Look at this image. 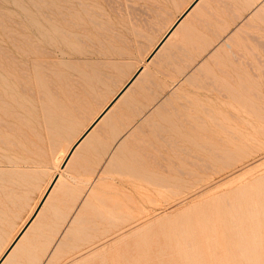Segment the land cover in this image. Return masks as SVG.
<instances>
[{
    "label": "rangeland",
    "instance_id": "374dc122",
    "mask_svg": "<svg viewBox=\"0 0 264 264\" xmlns=\"http://www.w3.org/2000/svg\"><path fill=\"white\" fill-rule=\"evenodd\" d=\"M64 1L83 10L61 40L60 0H0V46L26 53V36L58 60V86L25 91L1 130L0 257L61 172L6 264H264V0L201 1L150 64L193 0Z\"/></svg>",
    "mask_w": 264,
    "mask_h": 264
},
{
    "label": "bare ground",
    "instance_id": "6f19581e",
    "mask_svg": "<svg viewBox=\"0 0 264 264\" xmlns=\"http://www.w3.org/2000/svg\"><path fill=\"white\" fill-rule=\"evenodd\" d=\"M63 1V0H62ZM62 1L60 0V4L58 7V15H60L59 18H61V20H58V37L62 39H67V38H71L73 37L77 28V22L76 20L78 19L77 14L81 11H79L77 13L76 11V7H74L73 5H75V3L73 5H71L68 1V4L66 3V1H64L65 4H62ZM71 1V0H70ZM74 1V0H73ZM72 1V2H73ZM79 0L75 1L78 2ZM84 1V0H83ZM203 0H193V2L191 4H189L188 8L186 10H184V12H182V14L180 15V17L173 23V25L169 28L168 31H166L165 35H163L162 39L158 41V44L154 46V49L152 50V52L150 53V55L156 51L158 45L160 46L158 48V50L155 52V54L152 56V58L148 61L146 59L145 62L149 63L154 59V57H156V55L161 52V49H163V47H165V44L168 42V40L174 35L175 32H177V29H180L179 27H182V23H184V21L186 20L187 17H189L190 13L196 9L197 6H199L200 2ZM80 2V1H79ZM90 2V1H89ZM86 2L84 1L85 4ZM203 3V2H202ZM201 3V5H202ZM78 4V3H77ZM88 4V3H87ZM85 4V5H87ZM80 5V4H79ZM78 5V7H79ZM90 6V5H88ZM83 7V6H82ZM81 8V7H80ZM198 8V7H197ZM85 9V8H84ZM78 10V9H77ZM88 10H86L87 12ZM196 11V10H195ZM85 12V13H86ZM87 14V13H86ZM194 14V13H193ZM192 14V16H193ZM90 15V14H89ZM81 16V15H80ZM83 16V15H82ZM68 17V19L66 18ZM191 17V16H190ZM58 18V19H59ZM81 18V17H79ZM85 19V16H84ZM89 19V18H87ZM80 20V19H79ZM83 20V19H82ZM81 21V20H80ZM90 21V20H89ZM83 23V22H82ZM84 25V24H81ZM19 27V26H18ZM15 28V27H14ZM43 30V29H42ZM56 32V31H55ZM81 32V31H80ZM24 33V32H23ZM28 33V32H27ZM10 34V33H9ZM16 35V33H14ZM31 34V33H30ZM83 34V33H82ZM18 35V33H17ZM38 35V34H37ZM3 36V35H2ZM8 36V35H7ZM14 36V35H13ZM12 36V37H13ZM19 36V35H18ZM80 36V35H79ZM9 37V36H8ZM165 38V40H163ZM10 39V38H9ZM23 40L26 39V47L28 48V51L26 53H20L16 56H13L15 54H10L9 48L14 47V43L12 44L11 42L8 41L7 46H0V135H1V130L4 129V126H6V124L9 122L10 123V119H12L15 115V113L19 112L18 110L22 107V99L25 100L26 99L22 98L24 97L25 94H29V92L24 93L25 91L30 90L31 87H35V86H43L45 85V87L49 84L50 85H57L58 84V60L54 59V57L52 56L53 53L51 52L52 50H47V49H43L41 47L36 46L34 43H31L27 41L26 36H22ZM13 40V39H12ZM35 40V39H34ZM4 40H2L3 42ZM163 41V42H162ZM13 42V41H12ZM16 42H18V40H16ZM20 42V41H19ZM4 43V42H3ZM161 43V44H160ZM6 44V43H4ZM24 44V43H22ZM16 46V45H15ZM20 47V46H19ZM15 49V48H14ZM13 50V48H12ZM24 50V49H22ZM16 51V50H15ZM148 55V57L150 56ZM57 56V55H56ZM141 72L137 75V77L133 80V82L129 85V83L132 81V78L134 77L135 74L138 73V71ZM145 70V66L141 65L140 67L137 68V70L135 71V73L130 77V79L126 82V84L119 90V92L110 100V102L103 108V110L95 117V119L89 124V126L77 137V139L68 147L67 150H65L63 153V155H61L60 157L62 158L61 160H59V164H58V169H60V171H64L67 167H69L70 162L72 161V159L75 157L77 151L79 149H81L84 145L87 144L88 140L90 136L92 135V133L94 132L95 129H98L97 127H99L101 121H103V119L107 116V114L111 111L112 112V108L118 103V101H121V99L123 98V96L129 91V89L132 87V85L134 86L135 82L139 79V77L142 75V73H144ZM47 84V85H46ZM54 85V86H55ZM129 85V86H128ZM58 86V85H57ZM38 87V90L41 89ZM44 87V88H45ZM49 89V87H46ZM56 88V87H55ZM54 88V89H55ZM35 89V88H34ZM126 89V90H125ZM125 90V91H124ZM56 91V90H55ZM124 91V92H123ZM36 92V91H35ZM34 92V95H35ZM43 92V90H42ZM51 92V91H50ZM123 92V93H122ZM122 93V94H121ZM45 94V93H44ZM52 94V93H50ZM121 94V95H120ZM128 94V93H127ZM48 95V94H47ZM46 96V95H44ZM51 97H53V95H50ZM26 97V96H25ZM37 98V97H36ZM46 98V97H45ZM48 98V96H47ZM54 98V97H53ZM28 99V98H27ZM41 99V98H40ZM124 99V98H123ZM29 100V99H28ZM27 100V101H28ZM30 100H32V98L30 97ZM29 100V101H30ZM43 100V99H42ZM41 100V101H42ZM54 100V99H53ZM41 101L39 103H41ZM47 101V100H46ZM50 101V99H49ZM24 102V101H23ZM24 102V106L25 105ZM33 102H35L33 100ZM37 102V101H36ZM32 103V104H28L32 105L33 104H37V103ZM43 102V101H42ZM55 102V101H53ZM57 102V103H56ZM55 104H59V102L56 100ZM29 103V102H28ZM44 103V102H43ZM27 104V103H26ZM42 104V103H41ZM41 104L39 106H41ZM54 104V103H51ZM46 105V104H42L41 108ZM27 106V107H28ZM60 106V105H59ZM111 106V107H110ZM35 108V105L33 106ZM46 107L47 111L52 110L48 109L47 106ZM56 107V106H55ZM61 107V106H60ZM110 107V108H109ZM29 108V107H28ZM25 108V109H28ZM31 108V107H30ZM34 108H31V110H33ZM40 108V107H39ZM57 108V107H56ZM109 108V109H108ZM37 109V108H36ZM44 108H42L43 110ZM45 109V110H46ZM60 109V108H57ZM108 109V110H107ZM41 110V109H40ZM41 110V111H42ZM17 111V112H16ZM21 111V109H20ZM36 111V110H34ZM59 111V110H57ZM30 112V111H29ZM37 112V111H36ZM43 112V111H42ZM52 112H55L52 111ZM20 113V112H19ZM26 115V112H24ZM44 113V112H43ZM18 114V113H17ZM33 114V115H32ZM46 116V113H44ZM48 114V113H47ZM52 114V113H51ZM50 114V115H51ZM30 115V114H29ZM28 115V116H29ZM32 116H35L34 113H31ZM37 115V114H36ZM41 115V114H40ZM37 115V116H40ZM49 115V114H48ZM49 115V116H50ZM58 115V114H57ZM23 116V115H22ZM27 116V115H26ZM35 116V117H37ZM43 116V114H42ZM44 118L48 120V117ZM24 117V116H23ZM15 118V117H14ZM22 118V117H21ZM25 118V117H24ZM29 118V117H28ZM34 118V117H33ZM39 118V117H38ZM51 118V116H50ZM56 118V117H55ZM54 118V119H55ZM30 119V118H29ZM59 119V117H58ZM26 120V119H25ZM32 120V119H31ZM30 120V121H31ZM35 120V119H34ZM31 121L32 122H34ZM43 120V119H42ZM60 120V119H59ZM58 120V121H59ZM105 120V119H104ZM13 121V120H12ZM17 121V120H16ZM15 121V123H16ZM44 121V120H43ZM57 121V120H56ZM62 121V119L60 120ZM25 122V121H24ZM28 122V121H27ZM52 122V121H51ZM12 123V122H11ZM14 123V122H13ZM19 123V122H18ZM30 123V122H29ZM30 123V124H31ZM60 123V122H58ZM57 123V124H58ZM20 124V123H19ZM49 124V123H47ZM53 124V123H52ZM33 125V123L31 124ZM59 125V124H58ZM58 125L56 126V128H58ZM18 126V125H17ZM54 126V124H53ZM61 126V125H60ZM13 127V126H12ZM52 127V126H51ZM15 128V127H13ZM50 128V127H48ZM54 128V127H53ZM55 128V129H56ZM100 128V127H99ZM19 129V128H18ZM51 130V129H50ZM57 130V129H56ZM7 131V130H5ZM13 131V130H12ZM16 131V130H15ZM53 131V130H51ZM49 131V133L51 132ZM99 131V130H98ZM46 132V131H45ZM61 132V131H60ZM97 132V131H96ZM4 133V132H3ZM2 133V134H3ZM15 133H18L15 132ZM47 133V132H46ZM44 133V134H46ZM54 133V132H53ZM11 134V133H10ZM48 134V133H47ZM47 134L45 136H47ZM52 135V133H50ZM57 134V133H56ZM95 134V133H93ZM7 135V133H6ZM58 135V134H57ZM13 136V135H12ZM49 136V135H48ZM53 137V135H52ZM57 137V136H56ZM61 137V136H60ZM93 137V136H91ZM1 138V137H0ZM5 138V137H3ZM2 138L3 141H5ZM14 138V137H12ZM48 138V137H47ZM54 139L55 138V134H54ZM52 138V139H53ZM46 139V138H45ZM47 140H51V139H47ZM2 141V143H3ZM13 141V139H12ZM46 141V140H45ZM49 142V141H48ZM5 143H9V142H5ZM54 143V142H51ZM57 144V143H56ZM5 145V144H4ZM10 145V144H9ZM40 145V144H39ZM43 145V143H42ZM55 146V145H54ZM6 148V146H4ZM3 147V148H4ZM11 147V145H10ZM40 147V146H39ZM38 148V146H37ZM42 149V148H41ZM49 150H51L49 148ZM39 151V150H38ZM46 151V149H45ZM59 155V153H58ZM78 155V154H77ZM58 157V156H57ZM61 173V172H60ZM59 172L55 173L53 175V177L50 179L49 184L47 185V187L45 188L43 194L41 195L40 201L38 203V205L33 209L30 217L27 219V221L24 223V225L21 227V229L18 231V233L16 234V236L12 239V241L8 244V246L6 247V249L3 251V253L1 254L0 257V264H6L8 262V260L11 258L10 256L14 253V250L16 251V247L18 248V244L20 243V241H22L23 238H25V235L27 234L28 230L30 229L31 225L33 224V222H35V220L38 218L41 210L43 209V207L45 206V204L47 203V201L49 200V197L52 195V192L54 191L57 183L59 184L60 182V178H61V174ZM14 255V254H13ZM12 258L15 257V255ZM10 261V260H9Z\"/></svg>",
    "mask_w": 264,
    "mask_h": 264
},
{
    "label": "crops",
    "instance_id": "0c3cea01",
    "mask_svg": "<svg viewBox=\"0 0 264 264\" xmlns=\"http://www.w3.org/2000/svg\"><path fill=\"white\" fill-rule=\"evenodd\" d=\"M108 158H110L109 155H108ZM103 165H105V164H103ZM103 167H104V166L101 167L100 171L103 169ZM72 168H73V164L69 167V169H67V171L69 172V170H71ZM67 171H66V172H67ZM100 171L98 172L97 176L93 178L92 183H88V184L85 185L86 187H88V190L92 187L93 183H95V182L98 180V175H99ZM62 177H63V176H62ZM63 188H65V185H64V184H63ZM59 190L61 191V187H59ZM60 191H58V196H59L60 193H61ZM87 193H88V191L84 193V195H83V199L85 198V196L87 195ZM83 199H82V201H83ZM36 222H37V219H36L35 222H33L34 224L31 225V228L34 229V228H36V226L39 225V223H38V222L36 223ZM33 229H32V230H33ZM32 230H31V231H32ZM57 242H58V241H57ZM57 242L55 243L54 248L56 247ZM53 250H54V249H53ZM53 250H52V251H53Z\"/></svg>",
    "mask_w": 264,
    "mask_h": 264
},
{
    "label": "water",
    "instance_id": "95a60500",
    "mask_svg": "<svg viewBox=\"0 0 264 264\" xmlns=\"http://www.w3.org/2000/svg\"><path fill=\"white\" fill-rule=\"evenodd\" d=\"M163 40H165V38H164ZM162 42H163V41H162ZM160 44H161V43H160ZM160 46H161V45H160ZM160 46L158 45L156 51L158 50V48H159ZM156 51H154V52H153V53L147 58L148 61L152 58V56L155 54ZM140 72H141V70L138 71V73L134 75V77L132 78V81L129 83V85L133 82V80L137 77V75H138ZM129 85H128V86H129ZM125 90H126V89H125ZM125 90H124V91H125ZM124 91H123V92H124ZM123 92H122V93H123ZM122 93H121V94H122ZM121 94H120V95H121ZM110 107H111V106H110ZM110 107H109V108H110ZM109 108H108V109H109ZM108 109H107V110H108Z\"/></svg>",
    "mask_w": 264,
    "mask_h": 264
}]
</instances>
